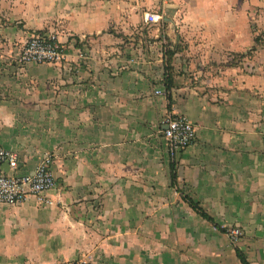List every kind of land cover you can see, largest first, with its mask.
Masks as SVG:
<instances>
[{
  "label": "crops",
  "instance_id": "crops-1",
  "mask_svg": "<svg viewBox=\"0 0 264 264\" xmlns=\"http://www.w3.org/2000/svg\"><path fill=\"white\" fill-rule=\"evenodd\" d=\"M38 32L66 58L20 64ZM0 145L55 177L0 205V264H264V0H0Z\"/></svg>",
  "mask_w": 264,
  "mask_h": 264
},
{
  "label": "built area",
  "instance_id": "built-area-1",
  "mask_svg": "<svg viewBox=\"0 0 264 264\" xmlns=\"http://www.w3.org/2000/svg\"><path fill=\"white\" fill-rule=\"evenodd\" d=\"M168 3L169 0H161ZM161 15L148 13L145 20L156 23ZM66 58L65 46L53 33H33L20 44L17 61L27 63H55ZM158 92V91H157ZM163 137L168 146V153L173 158L176 153L194 143L196 127L181 114H168L163 120ZM19 156L14 150L0 145V205L16 206L33 196L42 206L53 204L47 194L54 188L55 177L50 168L52 162L50 155H44L31 173H16ZM4 165L8 171L4 170ZM230 241L235 242L241 236L238 227L226 229ZM57 264H89L87 261H70Z\"/></svg>",
  "mask_w": 264,
  "mask_h": 264
},
{
  "label": "trees",
  "instance_id": "trees-1",
  "mask_svg": "<svg viewBox=\"0 0 264 264\" xmlns=\"http://www.w3.org/2000/svg\"><path fill=\"white\" fill-rule=\"evenodd\" d=\"M169 80H170V77L169 76H166L165 78H164V82H165V85H166V89H169ZM188 203L190 204V206L193 208V209H195L196 211H198L199 213H200V215H202L203 217H205V218H207V219H210V216L207 214V213H205L198 205H197V203L196 202H194V201H192L191 199H188ZM237 253H238V256H239V258H240V260L244 263V264H246V259H245V257L240 253V252H238L237 251Z\"/></svg>",
  "mask_w": 264,
  "mask_h": 264
},
{
  "label": "rangeland",
  "instance_id": "rangeland-1",
  "mask_svg": "<svg viewBox=\"0 0 264 264\" xmlns=\"http://www.w3.org/2000/svg\"><path fill=\"white\" fill-rule=\"evenodd\" d=\"M238 240V239H237Z\"/></svg>",
  "mask_w": 264,
  "mask_h": 264
}]
</instances>
